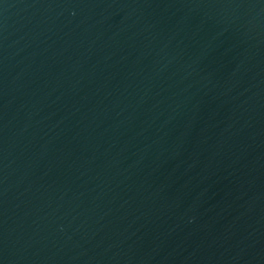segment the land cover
Wrapping results in <instances>:
<instances>
[{"label":"water","instance_id":"water-1","mask_svg":"<svg viewBox=\"0 0 264 264\" xmlns=\"http://www.w3.org/2000/svg\"><path fill=\"white\" fill-rule=\"evenodd\" d=\"M0 264H264V0H0Z\"/></svg>","mask_w":264,"mask_h":264}]
</instances>
